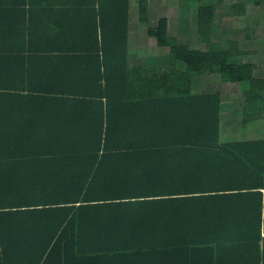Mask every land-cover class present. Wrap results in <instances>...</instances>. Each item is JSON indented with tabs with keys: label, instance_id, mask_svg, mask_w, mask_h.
Wrapping results in <instances>:
<instances>
[{
	"label": "trees",
	"instance_id": "16d2710c",
	"mask_svg": "<svg viewBox=\"0 0 264 264\" xmlns=\"http://www.w3.org/2000/svg\"><path fill=\"white\" fill-rule=\"evenodd\" d=\"M132 1L0 0V264H264V138L221 140L220 93L182 91L248 81L245 123L264 78L214 38L221 0L158 47L129 46Z\"/></svg>",
	"mask_w": 264,
	"mask_h": 264
},
{
	"label": "rangeland",
	"instance_id": "374dc122",
	"mask_svg": "<svg viewBox=\"0 0 264 264\" xmlns=\"http://www.w3.org/2000/svg\"><path fill=\"white\" fill-rule=\"evenodd\" d=\"M134 1H132V12L131 8L130 12L133 16L132 23L135 24L137 13ZM204 1L209 2L210 0ZM187 3L189 0H148L149 24L155 25L158 17L167 16V35L164 38H155L149 35L145 38H143L144 36L134 37L132 42L141 46L158 47L173 43L176 37L183 38L188 32L189 14L181 7V4L186 5ZM219 5L221 8L217 13L219 19L216 21L217 30L214 33V38L236 39L240 48L248 50L246 60L255 64L253 76L264 78V0H221ZM132 29L133 24L131 31ZM192 41L200 48L206 47L205 43L197 41L195 37L192 38ZM202 85L206 87V82ZM207 86H209L207 88L221 92L220 98L223 104L235 106L241 103L242 92L249 87V82H223L218 74H213L209 78ZM199 89H202V86ZM232 106L226 107V110L228 111ZM224 123L229 126L231 121L224 118Z\"/></svg>",
	"mask_w": 264,
	"mask_h": 264
},
{
	"label": "crops",
	"instance_id": "0c3cea01",
	"mask_svg": "<svg viewBox=\"0 0 264 264\" xmlns=\"http://www.w3.org/2000/svg\"><path fill=\"white\" fill-rule=\"evenodd\" d=\"M131 12H132V8H131ZM130 12V16H129V36H128V44L131 47H142L141 45H138L136 43L132 42V39L135 38H139L140 36H144L143 38H145L146 35V31L144 32L145 28L139 27V29L135 30L134 29L131 31V26L133 24V28L134 26H136V22L135 24L132 23L133 20V16ZM134 33V34H133ZM147 46V45H146ZM143 46V47H146ZM146 56H141L139 59V62L142 63H147L146 60ZM132 63H134L133 61V57L129 56L128 59V64L132 65ZM210 78V77H209ZM206 82V87H203L202 84H204ZM207 83H209V79H204V78H200V77H193L191 83L189 84H184L182 86V91L184 93H191V92H211V91H218L220 93L221 96V92L219 90H214L212 88H207L209 86H207ZM202 89H199L201 88ZM230 103V102H229ZM233 104H223L222 100H221V128H220V134H221V140H229V139H242V138H256V137H262L264 138V118L261 115L258 114H253L254 117H247V121L245 123L242 122V119L238 116V114L235 113V110L237 107H239L240 104L232 106ZM231 107V109L229 108V110H226V107ZM224 118H228L230 119L231 123L228 126V124H224ZM238 121V122H237ZM96 264H112L111 262H108V260H103L101 262H98Z\"/></svg>",
	"mask_w": 264,
	"mask_h": 264
}]
</instances>
